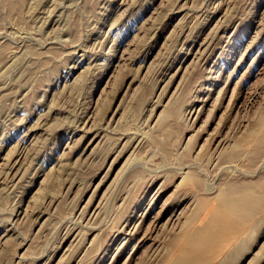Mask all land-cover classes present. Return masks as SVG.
Wrapping results in <instances>:
<instances>
[{"label":"rangeland","instance_id":"374dc122","mask_svg":"<svg viewBox=\"0 0 264 264\" xmlns=\"http://www.w3.org/2000/svg\"><path fill=\"white\" fill-rule=\"evenodd\" d=\"M0 264H264V0H0Z\"/></svg>","mask_w":264,"mask_h":264},{"label":"bare ground","instance_id":"6f19581e","mask_svg":"<svg viewBox=\"0 0 264 264\" xmlns=\"http://www.w3.org/2000/svg\"><path fill=\"white\" fill-rule=\"evenodd\" d=\"M221 216H223V215H221ZM226 216V215H225ZM215 217V216H214ZM226 217H228V216H226ZM212 221V220H211ZM208 224H209V222H208ZM212 224V223H211ZM205 226V225H204ZM207 229H208V231H207ZM204 232H202V233H198L196 236H195V241H193L192 242V240H191V242L190 241H188V239L187 240H184L183 241V243L180 245V244H178V245H180V249H179V251L177 252V256H185L186 257V253L187 252H189V250L191 251V250H193V249H191V248H196L195 246H197V248H203V246H207V240L206 239H208V238H211V236H212V234L214 233L215 234V230H216V227H215V225L214 224H212V225H210L208 228H207ZM224 230V229H223ZM223 232V231H222ZM209 233V234H208ZM216 237V236H215ZM194 238V237H193ZM214 239V238H213ZM180 241H181V239H180ZM195 242V243H194ZM222 244V243H221ZM220 244V245H221ZM174 248H177L178 249V247H174ZM173 248V250H175ZM214 248V247H213ZM219 248V247H218ZM217 248V249H218ZM177 249H176V251H177ZM173 250H169L170 251V254H172V251ZM201 250V249H200ZM211 250V249H210ZM168 251V252H169ZM196 251V250H195ZM205 252H207V251H205ZM174 253V252H173ZM195 253V252H194ZM196 254V253H195ZM199 254V253H198ZM205 254V253H204ZM167 255V254H166ZM191 255V254H190ZM193 255V254H192ZM174 256V255H173ZM180 256V257H181ZM209 256V255H208ZM176 261V260H175ZM194 261V260H193ZM168 262L169 263H172V260H170V259H168ZM174 262V261H173ZM184 263H185V261H184Z\"/></svg>","mask_w":264,"mask_h":264}]
</instances>
